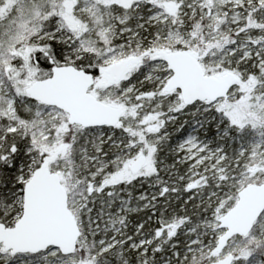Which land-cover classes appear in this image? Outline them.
<instances>
[{"label": "snow or ice", "instance_id": "snow-or-ice-1", "mask_svg": "<svg viewBox=\"0 0 264 264\" xmlns=\"http://www.w3.org/2000/svg\"><path fill=\"white\" fill-rule=\"evenodd\" d=\"M0 264H264V0H0Z\"/></svg>", "mask_w": 264, "mask_h": 264}]
</instances>
